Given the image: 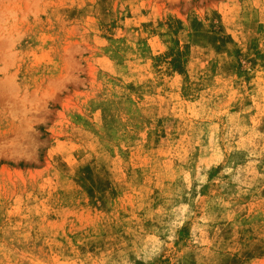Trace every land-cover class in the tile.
<instances>
[{
	"label": "rangeland",
	"instance_id": "1",
	"mask_svg": "<svg viewBox=\"0 0 264 264\" xmlns=\"http://www.w3.org/2000/svg\"><path fill=\"white\" fill-rule=\"evenodd\" d=\"M0 264H264V0H0Z\"/></svg>",
	"mask_w": 264,
	"mask_h": 264
}]
</instances>
